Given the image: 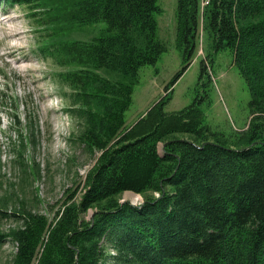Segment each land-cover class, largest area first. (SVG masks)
I'll return each instance as SVG.
<instances>
[{
  "label": "trees",
  "instance_id": "obj_1",
  "mask_svg": "<svg viewBox=\"0 0 264 264\" xmlns=\"http://www.w3.org/2000/svg\"><path fill=\"white\" fill-rule=\"evenodd\" d=\"M2 3L26 11L35 54L56 68L52 82L67 89L65 111L80 127L74 141L100 152L80 199L78 188L66 194L54 224L24 207L9 212L7 197L0 199V247L8 238L17 243L10 264H32L46 230L37 264H264V0H176L175 44L185 66L129 127L125 112L139 70L167 50L158 37V0H0V9ZM95 25L101 28L90 39L71 36ZM201 41L231 53L250 94L249 123L231 139L203 124L201 102L164 111ZM207 65L209 58L201 75L211 81ZM28 122L29 140L19 134L15 162L36 178L39 168L23 151L36 144L39 127L32 116ZM126 191L142 204L121 201ZM9 219L18 226L4 232Z\"/></svg>",
  "mask_w": 264,
  "mask_h": 264
},
{
  "label": "rangeland",
  "instance_id": "obj_2",
  "mask_svg": "<svg viewBox=\"0 0 264 264\" xmlns=\"http://www.w3.org/2000/svg\"><path fill=\"white\" fill-rule=\"evenodd\" d=\"M162 13L157 16L158 37L167 50L154 65L142 66L139 81L132 93V103L125 112V125L134 124L142 114L165 94V86L185 66L183 53L176 47V0H158ZM101 25L76 28L71 34L76 39H90L99 33ZM202 23L200 25V34ZM16 33L10 35L9 33ZM202 36V34H201ZM35 34L26 11L1 4L0 9V199L7 197L8 211L24 207L44 215L54 224L55 212L62 206L66 194L78 188L75 200L80 199L88 171L94 166L100 152L93 154L79 142L74 133L80 127L65 111L61 98L66 88L49 78L56 68L35 54ZM192 62L170 89L171 99L165 112L182 110L193 102H201L204 125L212 132L227 138L244 130L250 118L249 91L233 64L228 50L214 53L200 42ZM206 54L209 55L206 57ZM21 58V59H19ZM209 58L211 66L201 75L202 61ZM202 79V80H200ZM29 116L38 124L37 142L27 145L23 157L28 165H37L40 175L26 178L23 166L15 162L20 139L29 140ZM19 120L20 124H17ZM178 138H189L178 134ZM160 155L163 144H158ZM133 193V192H132ZM157 195V194H155ZM121 201L141 205L142 197L126 191ZM93 210L82 217L90 220ZM14 219L4 220V232L17 227ZM49 230L43 234L37 258L47 242ZM0 247V264H10L16 254L17 243L10 238ZM105 250L114 253L109 246ZM37 258L34 264H37Z\"/></svg>",
  "mask_w": 264,
  "mask_h": 264
},
{
  "label": "built area",
  "instance_id": "obj_3",
  "mask_svg": "<svg viewBox=\"0 0 264 264\" xmlns=\"http://www.w3.org/2000/svg\"><path fill=\"white\" fill-rule=\"evenodd\" d=\"M208 3V0H202V6H204V5H206ZM35 261V260H34ZM32 264H34V262L32 263Z\"/></svg>",
  "mask_w": 264,
  "mask_h": 264
},
{
  "label": "bare ground",
  "instance_id": "obj_4",
  "mask_svg": "<svg viewBox=\"0 0 264 264\" xmlns=\"http://www.w3.org/2000/svg\"><path fill=\"white\" fill-rule=\"evenodd\" d=\"M9 34H10V35L13 34V36H14L16 33H12V32H11V33H9ZM19 59H21V58H19ZM131 194L135 195V193H132V192H131Z\"/></svg>",
  "mask_w": 264,
  "mask_h": 264
}]
</instances>
